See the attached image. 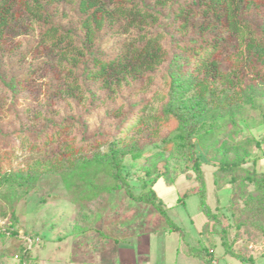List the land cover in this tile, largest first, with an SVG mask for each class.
Listing matches in <instances>:
<instances>
[{
    "label": "trees",
    "instance_id": "16d2710c",
    "mask_svg": "<svg viewBox=\"0 0 264 264\" xmlns=\"http://www.w3.org/2000/svg\"><path fill=\"white\" fill-rule=\"evenodd\" d=\"M20 20L38 27L43 39L57 49L67 72L65 81L56 83V97L76 103L58 116L47 111L37 129L24 124L13 131L24 138L23 142L28 140L30 151L39 153L37 149L51 148L61 139L63 148L55 150L51 160L43 157V161L28 165L26 171L18 173L20 177L4 171L0 192L19 195L25 183L14 181L21 178L31 184L42 172L66 171L70 176L91 178L93 183L92 179L105 171L114 181L111 188L124 189L135 200L153 204L172 222L154 183L139 193L133 190L123 175L124 156L141 146L144 131H162L170 121L176 122L178 135L188 143L207 151H223L226 156L227 141L237 126L236 108L246 101L245 91L258 84L248 81L244 73L252 69L264 81V69L259 66L260 62L264 66V0H0V38ZM111 28L123 29L129 36L112 56L97 49L99 36ZM165 40H170V47L164 45ZM159 71H163L166 94L161 92L132 108L130 100L113 103L117 96H134V82L144 76L152 80ZM18 82L13 73L8 83L11 89L15 86V93L19 92ZM128 85L129 92L125 89ZM237 87L242 101L232 97L239 91ZM230 88L234 93L229 100L210 97L213 93L222 96ZM97 113L103 114L100 123L90 122V114ZM208 123L212 125L204 129ZM3 143L9 145L10 141ZM195 150L191 146L198 186L190 191L198 196L199 208L207 218L200 236L209 232L212 236L209 242L201 238L190 246L188 254L205 264H215L211 248L220 244L243 263L257 264L250 254L235 250V241L243 233L248 240L253 235L264 240V172L253 163L244 165L243 159L224 161L217 169L231 176L227 208L235 222L225 225L207 202L205 174ZM0 234L7 235L4 231ZM9 235L20 241L16 256L21 257L19 264H24L32 246L18 230ZM29 235L33 239L38 236Z\"/></svg>",
    "mask_w": 264,
    "mask_h": 264
},
{
    "label": "rangeland",
    "instance_id": "374dc122",
    "mask_svg": "<svg viewBox=\"0 0 264 264\" xmlns=\"http://www.w3.org/2000/svg\"><path fill=\"white\" fill-rule=\"evenodd\" d=\"M25 22L27 21H15L0 38V136H3L0 137V176L4 171H13L20 177L18 173L26 171L28 165H33L38 160H51L53 152L63 148L62 139L54 142L51 148L37 149L40 151L38 153L30 151L32 147L28 140L23 142L24 138L13 131L24 124L37 129L42 125V115L51 112L50 114L58 116L76 103L67 99L58 101L56 83L63 79L65 81L66 67L60 60L57 49L43 39L40 29ZM128 40V33L123 29L111 28L99 36L97 49L112 56ZM164 45L170 47V40H165ZM259 66L264 69L261 62ZM162 72L151 76L152 80L147 76L136 80L133 84L136 92L134 96H117L113 103L117 105L130 100L129 106L132 108L137 103L152 99L154 95L159 96L161 92L166 94L168 88L165 87ZM13 73L19 79L17 93L14 92L15 86L11 89V83H8ZM244 74L248 81L252 79L258 84L252 86V90L245 91L246 101L241 102L240 108H236L235 113L239 114L235 119L237 126L227 141L229 150L226 156L223 151H207L199 145L188 143L178 135L175 121L166 123L159 132L150 129L144 131L138 144L141 146L137 150L133 147L124 156L123 175L132 184L133 190L139 193L154 183L153 188L165 204L172 222L153 204L135 200L124 189L111 188L114 181L110 173L105 171L99 172L97 178L92 179L95 183H90L91 178L70 176L66 171L42 172L31 184L21 178L16 179L14 182L25 183L20 188L19 195L10 191L5 194L0 192V218L9 221L19 231V235L23 233L44 237L29 249L31 256L24 260V264H37V246L45 243L39 252L48 256L56 249L58 239L69 236V232L73 230L79 233L82 242L89 239L94 242V246H99L101 240L120 241L148 233L163 237L165 231L169 233L165 238L168 256L173 254L167 258V264H203L186 254L189 247L197 245L201 238L209 242L212 236L210 232L200 236L202 226L206 223L202 224V220L206 216L199 208L198 196L190 191L198 186L192 166L191 146L196 148V155L202 162L207 202L224 224L235 222L232 210L227 208L232 195L231 176L220 173L217 169L224 161L243 159L244 165L254 164V168L264 172V81L252 69ZM125 89L129 92L131 88L128 85ZM237 89L239 91L232 97H238L242 101L239 98L241 89ZM232 92L234 93V89L230 88L222 96L213 93L210 97L216 95L229 100ZM105 94L106 92L103 95ZM126 108L129 113L128 105ZM102 117V113L95 116L90 114L89 121L100 123ZM211 125L212 123L205 124L203 128L207 129ZM76 130L77 128L73 129L72 133H76ZM7 133L9 136L5 135ZM5 140L10 141L9 145L3 143ZM233 140L242 143L234 144ZM43 157L46 158L42 159ZM24 175L27 176V172ZM9 236L0 234V264H19L21 257L17 256L20 241ZM217 237L215 234V240ZM64 241L68 242L69 239ZM176 244L179 245L177 262ZM217 246L218 252H223L222 245ZM258 248L264 250V240H260L258 235H253L250 240L244 233L237 236L235 250L240 254L248 256ZM226 257L232 264H243L234 257ZM51 261L46 259L42 262L52 264Z\"/></svg>",
    "mask_w": 264,
    "mask_h": 264
},
{
    "label": "crops",
    "instance_id": "0c3cea01",
    "mask_svg": "<svg viewBox=\"0 0 264 264\" xmlns=\"http://www.w3.org/2000/svg\"><path fill=\"white\" fill-rule=\"evenodd\" d=\"M206 220V217H204L202 224ZM69 233L70 235L64 239H58L59 241L56 243V249L48 256L42 251L39 252L41 248L44 247L45 243H42V246H37V249L35 250L37 264H44L42 261L46 259H49L50 261L52 260V264H64L63 262H65V264L66 262L68 264H167V258L172 257L173 255L171 254L168 256L167 242L165 241V238L169 233H166L165 231L163 237L156 233H148L140 237H132L120 241L101 240L99 246H94V242L89 239H85L82 242L79 233L74 230ZM38 236L40 237V241L44 239L43 235ZM65 239H69V241L65 242ZM153 241L155 243H153ZM178 246L179 245L176 244L175 247L177 255H175L176 262L178 261L179 255ZM39 247L40 249H38ZM211 249L214 250L213 255H215V257L213 263L215 264H232L226 256L234 257L241 261L237 257L226 253L224 248L221 253L218 252V246ZM263 251L258 248L250 252V255L254 258L257 264H264ZM186 254L187 256L193 257L205 264L198 257L188 254V250L186 251Z\"/></svg>",
    "mask_w": 264,
    "mask_h": 264
},
{
    "label": "built area",
    "instance_id": "2783aa9c",
    "mask_svg": "<svg viewBox=\"0 0 264 264\" xmlns=\"http://www.w3.org/2000/svg\"><path fill=\"white\" fill-rule=\"evenodd\" d=\"M15 230L14 227L11 226V223L7 221L4 218H0V231H4L7 234H10ZM20 236L28 241L29 246H32L34 243L40 242V237L36 236L35 239H33L30 235H26L23 233H20Z\"/></svg>",
    "mask_w": 264,
    "mask_h": 264
}]
</instances>
